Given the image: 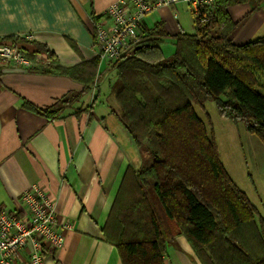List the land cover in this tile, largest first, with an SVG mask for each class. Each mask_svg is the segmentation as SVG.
Here are the masks:
<instances>
[{"label":"trees","instance_id":"1","mask_svg":"<svg viewBox=\"0 0 264 264\" xmlns=\"http://www.w3.org/2000/svg\"><path fill=\"white\" fill-rule=\"evenodd\" d=\"M260 1L214 0L193 15L192 34L174 38L168 58L161 51L163 28H139V42L112 64L117 78L112 113L149 158L139 170H126L102 229L121 264H164L166 242L180 236L200 264H264V215L258 216L225 171L210 122L207 127L194 110L212 100L221 117L242 123L264 146V36L234 45L237 25L227 14L229 6L244 2H255V11ZM0 44L14 46L32 62L49 63L42 72L83 86L79 95L67 94L50 107L29 108L50 120L82 111L74 105L90 92L99 58L62 68L44 44L20 37L0 38ZM34 69L41 68L28 71Z\"/></svg>","mask_w":264,"mask_h":264},{"label":"crops","instance_id":"2","mask_svg":"<svg viewBox=\"0 0 264 264\" xmlns=\"http://www.w3.org/2000/svg\"><path fill=\"white\" fill-rule=\"evenodd\" d=\"M114 1L0 0V38L44 44L59 67L71 68L98 58L92 19ZM253 3L227 8L237 25L231 37L236 46L264 36V0L255 11ZM156 25L167 34L161 46L165 58L172 55L176 36L194 32L193 15L184 4L151 11L140 30ZM168 47L172 52L166 57ZM112 64L99 62L90 92L74 105L79 114L53 120L29 106L50 107L67 94L79 95L83 86L42 72L49 63L39 59L32 66L38 71L0 65V208L20 212V195L32 187L53 203L59 222L70 227L61 229L63 247L46 264H121L116 248L103 241L102 229L126 170L136 164V149L112 113L117 109ZM164 264L200 262L180 236L166 242Z\"/></svg>","mask_w":264,"mask_h":264},{"label":"built area","instance_id":"3","mask_svg":"<svg viewBox=\"0 0 264 264\" xmlns=\"http://www.w3.org/2000/svg\"><path fill=\"white\" fill-rule=\"evenodd\" d=\"M214 0H115L93 24L97 56L115 63L138 42L137 32L145 15L164 6L184 4L192 15L211 8ZM30 39V37H26ZM0 65L27 71L33 62L14 46L0 44ZM20 212L0 208V264H46L61 250L64 238L53 203L38 188L20 195Z\"/></svg>","mask_w":264,"mask_h":264},{"label":"rangeland","instance_id":"4","mask_svg":"<svg viewBox=\"0 0 264 264\" xmlns=\"http://www.w3.org/2000/svg\"><path fill=\"white\" fill-rule=\"evenodd\" d=\"M171 47L165 48L164 54L168 57ZM115 81V76L112 77ZM197 116L208 127V121L216 142L219 159L234 184L245 193L248 200L255 207L258 216L264 215V146L253 135L249 134L242 123L233 125L221 117L212 100L204 103L203 107L195 106ZM209 129V128H208ZM131 141V140H130ZM146 145V144H145ZM135 148L134 161L129 167L139 170L149 162L148 155ZM152 205L159 213L162 209L154 193L149 191ZM258 216L256 219H258Z\"/></svg>","mask_w":264,"mask_h":264}]
</instances>
